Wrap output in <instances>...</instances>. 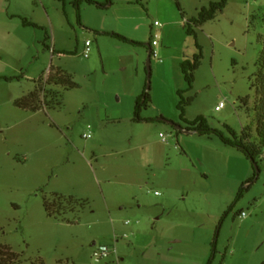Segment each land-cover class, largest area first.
<instances>
[{
  "label": "rangeland",
  "instance_id": "obj_1",
  "mask_svg": "<svg viewBox=\"0 0 264 264\" xmlns=\"http://www.w3.org/2000/svg\"><path fill=\"white\" fill-rule=\"evenodd\" d=\"M76 1L0 0V246L22 254L23 264H208L213 257L212 264H263L264 154L258 172L217 136L174 127L187 126L178 91L188 84L181 64H163L160 54L151 61L153 101L142 117L170 123L134 122L125 88L130 82L144 90L148 48L97 35L94 27L114 7ZM138 1L160 7L162 16L171 8L181 15L175 0H113V6ZM179 1L197 17L218 0ZM198 34L205 58L194 90L185 94L195 96L187 118L203 115L213 128L231 136L228 125L259 146L253 84L264 0H229ZM88 40L89 59L82 55ZM189 40L185 55L192 60L198 49ZM52 66L78 87L46 84L57 73ZM40 85H46L42 103L49 109L60 93L61 108L32 112L15 105ZM220 100L227 106L218 112ZM243 185L249 187L238 201ZM95 245L116 248L118 256L97 262Z\"/></svg>",
  "mask_w": 264,
  "mask_h": 264
},
{
  "label": "trees",
  "instance_id": "obj_2",
  "mask_svg": "<svg viewBox=\"0 0 264 264\" xmlns=\"http://www.w3.org/2000/svg\"><path fill=\"white\" fill-rule=\"evenodd\" d=\"M84 1L88 3L89 5H95L98 8L102 10H109L113 5V0H107V5L100 4L94 0H77L76 4L77 7L80 6L81 2ZM177 3V7L181 14L184 16L185 12L183 11L182 5L179 0H175ZM140 4L142 2L139 1ZM229 0H218L213 1L210 3L209 7H203L202 9L198 10V16L197 17H191L184 21V26L186 29L187 34L190 37H194L196 39V46L198 49V53L194 55L192 60H185L182 63V73L184 76V79L186 83L188 84V88L186 90H179V103H178V110L180 113V118L186 124V127H182V131H185L186 133H198L200 135H209V136H217L225 145L231 146L234 148L239 149L241 152L245 154V156L252 161L253 165L259 172V159L264 154V41H263V50L259 57V64H258V71L254 75L256 78V83L253 84V87L256 89L258 96H260V100L258 103L257 108V117H258V125H257V133L260 138V144L259 146L254 143H249L247 140V136L245 135V132L242 134V136L238 135L237 132H235L230 126L226 125L227 131L230 133L231 136H229L225 131L213 128L208 119L200 115L195 120L191 121L187 118L188 108L193 104L195 101V96L185 97V94L189 91H193L196 83V73L201 68L203 64V60L205 58L204 56V49L203 46L199 42V34L198 29L202 28L205 24H207L210 21H214L218 18L219 15L223 14L226 8L228 7ZM185 17V16H184ZM183 17V18H184ZM79 22L81 24V14L80 11L78 13ZM26 26H33L37 27L36 24L28 22L26 20L23 21ZM97 35L100 36H107L111 37L117 40H120L122 42L132 44L134 46H141L145 47L146 44L136 42L134 40L128 39L127 37L115 33V32H108V31H94ZM49 38L46 39V41ZM149 46H151L149 44ZM153 58V53L151 56V61ZM54 66L51 67L53 69ZM54 70V69H53ZM56 74L50 73L48 83L46 84H54L57 87H65L70 89H75L78 87V83L72 80V77L70 75H67L65 72H63L60 68L56 70ZM7 81H12V78H6ZM42 77L38 80L39 83H41ZM149 81V82H148ZM147 83H150V79L148 78ZM146 83V86L143 90V92L136 98L135 106H134V117L133 121L137 123H170L164 118H153V119H146L142 117V113L149 109V107L152 104V94H151V88L148 87ZM45 86L43 85L39 88H36L32 92H30L28 95L24 96L21 99H18L15 102V105L21 109L32 111V112H38L41 110H52L56 108H61L63 105L62 102V96L61 94H55L52 96V100L54 101L52 104V107L47 108L42 103V92ZM61 99V104L56 102L58 99ZM246 99H242L243 103L246 104ZM116 121V120H114ZM174 127L178 126L174 123H171ZM249 187V186H248ZM246 185H243L240 193L238 195V201L244 196L247 188ZM251 187V186H250ZM236 205V204H235ZM235 205L231 208V211L235 208ZM47 211L48 206L46 205ZM229 215L226 214L227 217ZM216 251V248H214V252ZM214 257L210 260L208 264H212ZM24 258L23 255L13 251L8 246H0V264H23ZM264 264V263H263Z\"/></svg>",
  "mask_w": 264,
  "mask_h": 264
},
{
  "label": "crops",
  "instance_id": "obj_3",
  "mask_svg": "<svg viewBox=\"0 0 264 264\" xmlns=\"http://www.w3.org/2000/svg\"><path fill=\"white\" fill-rule=\"evenodd\" d=\"M183 6L182 8L185 12V17L182 14L178 15L174 8H171L167 15L162 16V13L159 11L160 7L152 8L149 6L146 8L143 4H140L139 1L136 3V5L132 2H129L126 5L123 4L117 7L112 6L114 7L115 14L113 16L102 15L100 23L96 25V27L90 25L89 23H85V26H92L98 31L119 33L128 39L144 43L146 44L145 47L148 48V52L150 47L153 49L152 40L154 34L160 33L161 38L159 41V46H157L155 50H157L160 55H163V64H170L171 66L173 63H175L176 65L181 64L182 66L183 61L187 60L185 55V47L187 45L190 46V36L186 32L184 21L188 18H191L187 9H185ZM112 7L111 9H113ZM155 17L162 20V23L160 22V27L155 26V21H158L154 19ZM113 21H117V24H115ZM140 22H144V25L142 26L139 24ZM149 44L151 45L150 47ZM58 55L62 54L58 53ZM159 64L160 63H158V65ZM129 68L130 65L128 64L127 70ZM125 91L127 97L132 99L135 105L136 98L143 92V89L141 87L140 90H138L136 84H131L129 82L126 84ZM93 244H95V242ZM116 256H118V253ZM118 263L120 262L118 261Z\"/></svg>",
  "mask_w": 264,
  "mask_h": 264
},
{
  "label": "built area",
  "instance_id": "obj_4",
  "mask_svg": "<svg viewBox=\"0 0 264 264\" xmlns=\"http://www.w3.org/2000/svg\"><path fill=\"white\" fill-rule=\"evenodd\" d=\"M155 26L156 27H160V22L159 21H155ZM160 38H161V34L160 33H156L154 34V37H153V40H152V46H153V56L155 57H158L159 55V52L157 50H155V47L159 46V41H160ZM93 42L91 40H88L86 43H85V48H84V51H83V56L87 59H89L91 57V54L93 52ZM227 106L226 104V101L225 100H220L219 101V104L216 106V111H221L222 109H224L225 107ZM92 135L89 134L85 137L87 138H90ZM165 140V138H163ZM157 195L160 194V192H156ZM248 214L246 212H242L241 213V217L244 218L246 217ZM126 225H130L132 224V221L131 220H127L125 222ZM124 237H129L128 234H125ZM117 254V249L116 248H111L109 246H106V245H95L94 248H93V251H92V258L97 261V262H100V261H104V260H107L109 259L111 256H115Z\"/></svg>",
  "mask_w": 264,
  "mask_h": 264
},
{
  "label": "water",
  "instance_id": "obj_5",
  "mask_svg": "<svg viewBox=\"0 0 264 264\" xmlns=\"http://www.w3.org/2000/svg\"><path fill=\"white\" fill-rule=\"evenodd\" d=\"M150 47V46H149ZM152 47L149 48V59L147 62V72H148V77L151 80V76H152V66H151V56H152ZM148 87H151V84L149 83ZM177 129H182V126H176Z\"/></svg>",
  "mask_w": 264,
  "mask_h": 264
}]
</instances>
